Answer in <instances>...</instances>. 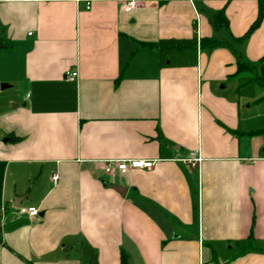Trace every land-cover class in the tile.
<instances>
[{"label":"crops","instance_id":"1","mask_svg":"<svg viewBox=\"0 0 264 264\" xmlns=\"http://www.w3.org/2000/svg\"><path fill=\"white\" fill-rule=\"evenodd\" d=\"M120 1L0 0V264H264V0Z\"/></svg>","mask_w":264,"mask_h":264},{"label":"trees","instance_id":"2","mask_svg":"<svg viewBox=\"0 0 264 264\" xmlns=\"http://www.w3.org/2000/svg\"><path fill=\"white\" fill-rule=\"evenodd\" d=\"M212 24L214 27L217 28H226L228 29L227 23H226V18L224 17L223 13L220 12H214L212 15ZM257 22H255L254 25H252L249 29V31L241 36V37H230L226 42H222L218 39L214 38H201L200 39V44L202 46H207V47H216L221 44H228L229 47L233 50L235 59H236V75H240L241 77L245 78L246 81L253 82L259 86L264 87V63L263 59H260L259 61L255 63H249L243 60L242 55L236 51L235 46L239 43H241L249 34L250 30L255 26ZM258 69V71H257ZM264 100V96L262 98ZM4 168H5V163L4 161L0 160V207H1V192H2V180H3V175H4ZM1 241V237H0ZM121 264H126L125 262V257L122 255L121 256Z\"/></svg>","mask_w":264,"mask_h":264},{"label":"built area","instance_id":"3","mask_svg":"<svg viewBox=\"0 0 264 264\" xmlns=\"http://www.w3.org/2000/svg\"><path fill=\"white\" fill-rule=\"evenodd\" d=\"M138 0H122L120 1V9L121 10H130L134 7H136ZM87 4H89L87 2ZM65 77L69 80H73L77 77V72L76 71H70L67 72ZM199 157H191L190 160L192 162V164L194 162L199 161ZM154 162L151 160H145V159H129V160H117V159H109L105 166L104 169L106 172H111L113 170V168L117 169L119 172L124 173L127 172L130 169H136V168H146L149 169L153 166ZM53 181H55L57 179V176L54 175L52 177ZM17 210L20 213H26L29 216H35L37 215V209L34 207H28V208H24V207H18Z\"/></svg>","mask_w":264,"mask_h":264},{"label":"rangeland","instance_id":"4","mask_svg":"<svg viewBox=\"0 0 264 264\" xmlns=\"http://www.w3.org/2000/svg\"><path fill=\"white\" fill-rule=\"evenodd\" d=\"M5 49L4 48H1L0 49V53H1V55H4L5 54ZM257 71H258V69H257ZM1 84H7V85H9L8 83H6V82H0V86H1ZM12 90H13V87H11L10 85H9V87H7V88H4V89H2V90H0V102L1 101H3V103H0V110L1 109H3L4 107V105L3 104H7V103H5L4 101H6V99H7V97L10 95V93L12 92ZM243 92L247 95V94H249L250 95V93L251 94H264V87H257L256 85H254V84H252V86H248V87H245L244 88V90H243ZM8 95V96H7ZM14 102V101H13ZM250 101L249 100H247V102L246 103H249ZM9 104V106L11 107L12 105H13V103H8ZM264 104H261V106H263ZM251 106H253V104L251 105ZM253 109H254V106L252 107ZM256 109V108H255ZM252 112L254 111V110H251ZM259 111L262 113V114H264V108H261V109H259ZM1 132V131H0Z\"/></svg>","mask_w":264,"mask_h":264},{"label":"water","instance_id":"5","mask_svg":"<svg viewBox=\"0 0 264 264\" xmlns=\"http://www.w3.org/2000/svg\"><path fill=\"white\" fill-rule=\"evenodd\" d=\"M6 86H8L7 84H1V86H0V88H4V87H6ZM7 138L6 137H4L3 138V141H5ZM114 188L116 189V190H118V191H120V192H123L124 191V188L123 187H120V186H114ZM19 205V204H18ZM17 205V206H18Z\"/></svg>","mask_w":264,"mask_h":264}]
</instances>
